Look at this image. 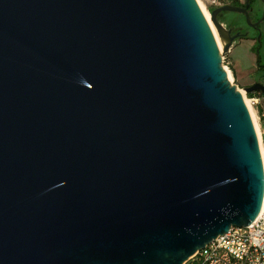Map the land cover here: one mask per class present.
Segmentation results:
<instances>
[{"label":"water","instance_id":"95a60500","mask_svg":"<svg viewBox=\"0 0 264 264\" xmlns=\"http://www.w3.org/2000/svg\"><path fill=\"white\" fill-rule=\"evenodd\" d=\"M197 0H0V264H185L264 204ZM247 94L261 92L256 83Z\"/></svg>","mask_w":264,"mask_h":264},{"label":"rangeland","instance_id":"374dc122","mask_svg":"<svg viewBox=\"0 0 264 264\" xmlns=\"http://www.w3.org/2000/svg\"><path fill=\"white\" fill-rule=\"evenodd\" d=\"M199 1L208 12L212 14L211 11H213V9L215 10L225 5H232L235 2H240V4L244 5L247 0ZM199 1L197 2L202 10ZM218 20L225 28L229 29L231 27L234 31L239 30V32L243 34L242 37L236 40L232 53L236 69L240 74L243 83L248 86H252L256 83L264 84V0H255L252 7L251 22L252 24L259 23L257 27L250 26L246 17L238 13L224 12L219 15ZM221 52H224V48L223 50L221 49ZM230 62L231 59L229 58V55H226L224 57L223 66L224 68L228 66L227 69L231 72L230 81L233 85L238 87L243 98L245 97L249 101L253 97L246 93L244 84L234 73V68ZM227 69L225 68L226 72ZM253 111L256 113L257 109H254Z\"/></svg>","mask_w":264,"mask_h":264},{"label":"built area","instance_id":"2783aa9c","mask_svg":"<svg viewBox=\"0 0 264 264\" xmlns=\"http://www.w3.org/2000/svg\"><path fill=\"white\" fill-rule=\"evenodd\" d=\"M225 68L227 69L228 66ZM253 95L254 97L249 102L253 110L257 109L255 115L259 125L260 136L257 130L256 133L262 153V150H264V95L261 92ZM262 158L264 163L263 153ZM263 207L259 217L251 226L247 228L233 227L228 234L214 240L205 249L197 252L185 264H264Z\"/></svg>","mask_w":264,"mask_h":264},{"label":"bare ground","instance_id":"6f19581e","mask_svg":"<svg viewBox=\"0 0 264 264\" xmlns=\"http://www.w3.org/2000/svg\"><path fill=\"white\" fill-rule=\"evenodd\" d=\"M197 1H199V0H197ZM199 3H200V5H201V7H202V10H203V12H204V14H205V17H206L207 21L209 22V24H210V26H211V28H212V30H213V32H214V35H215V37H216V39H217V42H218V45H219L220 49L223 50L225 43L221 40V38H220V36H219V33H218V30H217V28L215 27L214 23L212 22L211 14H210V13L208 12V10L202 5V3H201L200 1H199ZM227 72H228V77H229V79H230V73H231V72L229 71V69H227ZM230 80H231V79H230ZM244 98H245V97H244ZM245 100H246L247 106H248V108H249V110H250V112H251L252 118H253V120H254V124H255V127H256V130H257V133H258V135L260 136L259 125H258V123H257V121H256V115H255V113H254V111H253V109H252V107H251L250 102H249L246 98H245ZM262 153H263V157H264V150H262ZM263 210H264V207H263Z\"/></svg>","mask_w":264,"mask_h":264},{"label":"crops","instance_id":"0c3cea01","mask_svg":"<svg viewBox=\"0 0 264 264\" xmlns=\"http://www.w3.org/2000/svg\"><path fill=\"white\" fill-rule=\"evenodd\" d=\"M234 44H235V43H234ZM234 44H233V46H232V48H231V51H230V53H229L228 55H229V58L231 59V62H230V63H231V65H232L233 68H234V73L236 74V76L238 77V79L243 83V81H242V79H241V77H240V74L238 73V71H237V69H236L235 61H234V59H233V57H232ZM243 84H244V83H243ZM244 86H245V88L250 87V86L245 85V84H244Z\"/></svg>","mask_w":264,"mask_h":264},{"label":"trees","instance_id":"16d2710c","mask_svg":"<svg viewBox=\"0 0 264 264\" xmlns=\"http://www.w3.org/2000/svg\"><path fill=\"white\" fill-rule=\"evenodd\" d=\"M254 1H255V0H250V9H252L253 4H254ZM232 5H233V6H239V7H243V6H244V5L240 4V2H235V3H233ZM213 11H214V9H213ZM213 11H211V13H212ZM250 96H251V97H254L253 94H250Z\"/></svg>","mask_w":264,"mask_h":264},{"label":"flooded vegetation","instance_id":"af4514ba","mask_svg":"<svg viewBox=\"0 0 264 264\" xmlns=\"http://www.w3.org/2000/svg\"><path fill=\"white\" fill-rule=\"evenodd\" d=\"M245 5H246V3L244 4V6H243V7H245ZM230 28H231V27H230ZM237 33H239V30H235L233 34L235 35V34H237ZM241 35L243 36V34H242V33H241ZM242 36H241V37H242Z\"/></svg>","mask_w":264,"mask_h":264}]
</instances>
